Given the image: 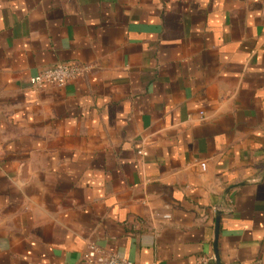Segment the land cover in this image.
I'll return each instance as SVG.
<instances>
[{
    "label": "crops",
    "instance_id": "0c3cea01",
    "mask_svg": "<svg viewBox=\"0 0 264 264\" xmlns=\"http://www.w3.org/2000/svg\"><path fill=\"white\" fill-rule=\"evenodd\" d=\"M217 213L264 264V0H0V264H215Z\"/></svg>",
    "mask_w": 264,
    "mask_h": 264
},
{
    "label": "built area",
    "instance_id": "2783aa9c",
    "mask_svg": "<svg viewBox=\"0 0 264 264\" xmlns=\"http://www.w3.org/2000/svg\"><path fill=\"white\" fill-rule=\"evenodd\" d=\"M89 67L78 64H58L52 67L40 70L36 75L28 79L29 85L35 90H41L45 87H63L64 85L81 78ZM139 155H144L143 151H138ZM201 171H205V163H199ZM169 216H163V220H168ZM85 264H134L133 262L118 257L113 254L106 253L98 246L90 243L86 247V251L82 255ZM194 264H214L213 260L206 257L199 258ZM258 264V262L254 263Z\"/></svg>",
    "mask_w": 264,
    "mask_h": 264
},
{
    "label": "water",
    "instance_id": "95a60500",
    "mask_svg": "<svg viewBox=\"0 0 264 264\" xmlns=\"http://www.w3.org/2000/svg\"><path fill=\"white\" fill-rule=\"evenodd\" d=\"M220 213L216 214V225H215V231H214V262L215 264H220L218 259V254L216 250V242L218 238V222H219Z\"/></svg>",
    "mask_w": 264,
    "mask_h": 264
}]
</instances>
